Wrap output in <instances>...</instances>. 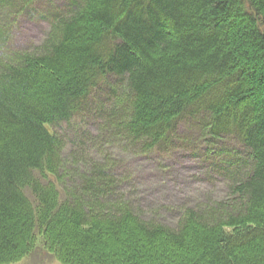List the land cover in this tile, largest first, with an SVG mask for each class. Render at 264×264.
Segmentation results:
<instances>
[{"label":"trees","instance_id":"16d2710c","mask_svg":"<svg viewBox=\"0 0 264 264\" xmlns=\"http://www.w3.org/2000/svg\"><path fill=\"white\" fill-rule=\"evenodd\" d=\"M34 1L0 0L12 11L0 26V264L37 247L63 264H264V0H69L41 44L11 50ZM109 75L126 89L102 121L128 147L165 153L204 113L211 154L223 135L249 149L221 169L225 198L165 224L142 218L97 164L66 188L51 127Z\"/></svg>","mask_w":264,"mask_h":264},{"label":"rangeland","instance_id":"374dc122","mask_svg":"<svg viewBox=\"0 0 264 264\" xmlns=\"http://www.w3.org/2000/svg\"><path fill=\"white\" fill-rule=\"evenodd\" d=\"M68 3L69 0H35L32 10L20 15L16 27L12 28L10 49L32 50L41 44L50 31L52 18L56 13L66 11ZM11 12L9 7L0 8V26L9 20ZM5 51L8 50L0 51V57L7 55ZM124 89L125 79L109 75L84 103L80 113L51 127L65 143L60 176L66 188L78 187L82 175L89 174L97 164L119 180L120 189L125 191L142 218L165 224H173L186 206L213 204L225 198L227 182L220 173L221 169L229 168L239 159L250 161L249 149L233 136L223 135L217 140L219 155L211 154L199 134L204 113L198 116L199 120L180 125L176 143L165 153L143 154L139 148H129L102 121V110L114 107ZM209 117L207 115V119ZM195 123L199 128L192 127ZM75 154L84 155L88 162L74 165ZM73 169L77 171L71 172ZM12 264L63 263L37 247L29 256Z\"/></svg>","mask_w":264,"mask_h":264}]
</instances>
